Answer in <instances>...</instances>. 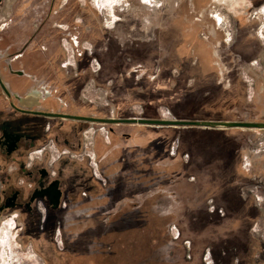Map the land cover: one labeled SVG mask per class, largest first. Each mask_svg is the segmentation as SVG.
<instances>
[{"label":"rangeland","instance_id":"obj_1","mask_svg":"<svg viewBox=\"0 0 264 264\" xmlns=\"http://www.w3.org/2000/svg\"><path fill=\"white\" fill-rule=\"evenodd\" d=\"M72 1L63 0L73 7L56 24H78L79 96L95 102V116L264 123V0L236 24L211 0ZM12 2L1 1L0 20ZM195 18L199 37L216 30L202 38L210 51L196 52L192 40L177 52ZM17 39L0 37V49L15 50ZM49 39L72 75L77 51L64 34ZM103 124L82 138L93 181H79L75 200L38 239L23 244L3 225L0 264H264V129ZM100 245L112 257L97 255Z\"/></svg>","mask_w":264,"mask_h":264},{"label":"flooded vegetation","instance_id":"obj_2","mask_svg":"<svg viewBox=\"0 0 264 264\" xmlns=\"http://www.w3.org/2000/svg\"><path fill=\"white\" fill-rule=\"evenodd\" d=\"M211 1L224 4L220 10L226 12L227 17L233 19L235 24L238 23V19L248 17L256 2V0ZM200 6L199 11L207 15V4ZM72 7H63V0H13L9 15L6 14L8 16L0 20L1 39L8 40L13 32L15 35L18 34L19 38L15 50L10 52L8 50L10 46L0 49V63L4 64V74L0 73V104L16 115L14 121L0 119V229L10 221L13 225L11 229L15 230V238L23 244L24 240L29 242L34 233L37 239L40 238L39 233L46 228L45 226L56 225L55 222L60 220L59 212L64 201L68 203L75 200L79 181H83L84 178L93 181L90 176L85 175L88 168L81 153L82 138L84 139L87 133L89 139H94V126L97 123L89 119L102 117L94 115L95 102L85 101L79 96L77 79L84 69L78 65L81 59L77 41V34L80 32L78 24H75L71 17H68L69 21L67 20L65 28L56 24L64 20L68 16L67 13L70 15ZM38 10L44 12L39 17ZM11 14L16 15L17 21L12 19ZM215 17L218 21L215 29L220 28L218 27L220 24L226 28L227 21L224 20L222 24L221 17L218 14ZM193 20L199 21L198 26L191 22L184 36L187 42L185 44L188 45L195 40L194 47L192 44L189 46L196 52H209L210 49H206L202 40H209L208 36L215 35L216 30L208 32V36L204 37L203 34L199 37L198 32L203 28L202 22L200 23L197 18ZM179 24L181 26V23ZM167 28L166 31L170 34L172 29ZM26 32L28 35H23ZM60 34L67 36L70 45L77 51L72 56L76 64L73 67L75 73L72 75L66 69L69 63L65 64L62 60L63 52L50 43L49 38ZM183 47L184 45L181 49ZM181 49L177 52H184ZM57 57L61 62L54 61ZM160 59L161 57L157 60ZM163 59L167 60L166 57ZM17 61L24 63L23 66L13 67L12 64ZM85 64V67L88 66V63ZM97 64L99 67L98 62ZM19 83L21 85L24 83L21 90H11L12 84L20 86ZM32 91L37 94L36 104L31 107L21 106L16 97ZM27 102L31 103L30 100ZM108 130L112 131L110 128ZM12 140L15 141L11 148ZM94 142H88L87 145L92 147ZM55 190L59 196L56 208L52 209L48 197L37 195L46 191L51 196L52 193L55 194Z\"/></svg>","mask_w":264,"mask_h":264},{"label":"water","instance_id":"obj_3","mask_svg":"<svg viewBox=\"0 0 264 264\" xmlns=\"http://www.w3.org/2000/svg\"><path fill=\"white\" fill-rule=\"evenodd\" d=\"M4 90V89H2ZM5 91V90H4ZM6 92V91H5ZM21 106L31 107L36 104L37 94L32 92L26 93L24 96L16 97ZM27 100H30L31 103H28ZM81 119V117H80ZM90 121L96 123H104V124H137L143 126H174V127H202V128H210V129H230V128H245V129H257L263 130L264 123H239V122H199V121H162V120H147V119H89ZM8 138V137H6ZM15 139V138H14ZM13 143H10L11 148L13 147ZM54 188V187H53ZM37 196H46L48 197L49 204H51V208L55 209L57 206V200L59 193L55 190V194H50L46 191L43 193H39Z\"/></svg>","mask_w":264,"mask_h":264},{"label":"crops","instance_id":"obj_4","mask_svg":"<svg viewBox=\"0 0 264 264\" xmlns=\"http://www.w3.org/2000/svg\"><path fill=\"white\" fill-rule=\"evenodd\" d=\"M189 28V27H188ZM181 29H182V27H181ZM184 30V29H183ZM186 31V30H185ZM188 31V30H187ZM179 40H180V42L179 43H177L176 44V50H179L183 45H184V47L181 49V50H184V52L185 51H187L186 50V48H185V45L187 44V42H185V37L183 36L181 39L179 38ZM186 43V44H185ZM185 48V49H184ZM193 50H194V48H193ZM0 64H3V62H1ZM4 65V64H3ZM0 73H1V75H2V73L4 74V71H3V68L1 69V67H0ZM177 77V76H176ZM20 84V86H17V85H14L13 86V84L11 85V90H15V91H18V90H21L22 89V87H24V83H22V85H21V83H19ZM1 96V95H0ZM0 119H2V120H5V121H14V120H16V115L13 113V112H10V111H8L6 108L4 109L2 106H1V104H0ZM184 121V120H183ZM172 128H180V127H172ZM181 128H183V127H181ZM112 155V154H111ZM112 168L113 169H117V164H115V165H113L112 166ZM112 168H110V170L112 169Z\"/></svg>","mask_w":264,"mask_h":264},{"label":"trees","instance_id":"obj_5","mask_svg":"<svg viewBox=\"0 0 264 264\" xmlns=\"http://www.w3.org/2000/svg\"><path fill=\"white\" fill-rule=\"evenodd\" d=\"M188 121V120H187ZM189 127H192V126H189ZM181 128V127H180ZM187 128V127H186ZM195 128H199V127H195ZM109 133H111V134H113V132L111 131V132H109ZM131 137V135H126L125 136V139L124 140H128L129 138ZM136 138H137V136H136ZM134 139V138H133ZM128 149V151L127 152H129V153H131V145L127 148ZM131 150V151H130ZM170 151V150H169ZM164 152H166V154H167V156H170V153L169 152H167L166 150H164ZM132 153H136V151H132ZM176 153V152H175ZM174 154V153H173ZM113 174H115V173H113ZM103 191H105V190H103ZM167 199V198H166ZM167 201H168V199H167ZM138 208V207H137ZM137 208H135V210L133 211V212H135L136 210H138V211H140V218H141V221H143L142 219H143V211L141 210V209H137ZM124 219H125V217H123ZM123 220V219H122ZM124 222H125V220H124ZM160 240V239H159ZM159 240H158V242H159ZM103 247H105L104 245H100L99 247H97L96 248V254L98 255V254H100V253H102V250H103ZM108 247V246H107ZM112 249V248H111ZM98 250H100L99 252H97ZM104 253H102L100 256L101 257H103L105 260L107 259V258H109V257H112V254L114 253V251H112V250H110V247H108V251L105 253V251H103ZM94 256H96V255H94ZM103 259V260H104ZM110 264H112V262H110Z\"/></svg>","mask_w":264,"mask_h":264},{"label":"clouds","instance_id":"obj_6","mask_svg":"<svg viewBox=\"0 0 264 264\" xmlns=\"http://www.w3.org/2000/svg\"><path fill=\"white\" fill-rule=\"evenodd\" d=\"M145 3L148 2V0H144ZM13 225L11 224V222L9 221V228H11Z\"/></svg>","mask_w":264,"mask_h":264},{"label":"bare ground","instance_id":"obj_7","mask_svg":"<svg viewBox=\"0 0 264 264\" xmlns=\"http://www.w3.org/2000/svg\"><path fill=\"white\" fill-rule=\"evenodd\" d=\"M172 121V120H171ZM173 121H177V120H173ZM172 127H174V126H172Z\"/></svg>","mask_w":264,"mask_h":264}]
</instances>
